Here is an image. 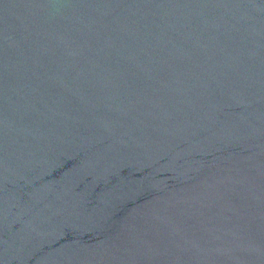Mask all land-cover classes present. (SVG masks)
<instances>
[{
    "label": "water",
    "instance_id": "water-1",
    "mask_svg": "<svg viewBox=\"0 0 264 264\" xmlns=\"http://www.w3.org/2000/svg\"><path fill=\"white\" fill-rule=\"evenodd\" d=\"M0 264H264V0H0Z\"/></svg>",
    "mask_w": 264,
    "mask_h": 264
}]
</instances>
